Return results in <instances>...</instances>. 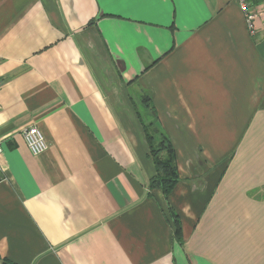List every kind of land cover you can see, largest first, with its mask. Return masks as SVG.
I'll return each instance as SVG.
<instances>
[{
    "label": "crops",
    "instance_id": "crops-1",
    "mask_svg": "<svg viewBox=\"0 0 264 264\" xmlns=\"http://www.w3.org/2000/svg\"><path fill=\"white\" fill-rule=\"evenodd\" d=\"M261 27L237 0H0V264H264Z\"/></svg>",
    "mask_w": 264,
    "mask_h": 264
},
{
    "label": "trees",
    "instance_id": "trees-1",
    "mask_svg": "<svg viewBox=\"0 0 264 264\" xmlns=\"http://www.w3.org/2000/svg\"><path fill=\"white\" fill-rule=\"evenodd\" d=\"M147 102H144L145 107L149 109L154 119H157L155 108ZM140 118L149 144V156L154 161L156 168V175L150 179L148 187L149 189H159L165 197H168L180 181L176 151L171 141L158 128L156 122L146 121L142 115ZM174 224L176 235L180 236L181 229L176 216ZM2 261L4 264H14L6 259Z\"/></svg>",
    "mask_w": 264,
    "mask_h": 264
},
{
    "label": "built area",
    "instance_id": "built-area-1",
    "mask_svg": "<svg viewBox=\"0 0 264 264\" xmlns=\"http://www.w3.org/2000/svg\"><path fill=\"white\" fill-rule=\"evenodd\" d=\"M237 2L244 15L249 33L253 36L256 35L260 30V24L264 33V0H237ZM23 135L28 149L34 156H39L48 150L45 136L37 126L25 130ZM1 155L2 149L0 147V157Z\"/></svg>",
    "mask_w": 264,
    "mask_h": 264
},
{
    "label": "rangeland",
    "instance_id": "rangeland-1",
    "mask_svg": "<svg viewBox=\"0 0 264 264\" xmlns=\"http://www.w3.org/2000/svg\"><path fill=\"white\" fill-rule=\"evenodd\" d=\"M139 98V101H140V104L137 106V109L138 111L140 112V114L142 115V117L148 121L151 117L149 111H148V108H146L144 105H142L141 103V100L142 98L141 97H138Z\"/></svg>",
    "mask_w": 264,
    "mask_h": 264
}]
</instances>
